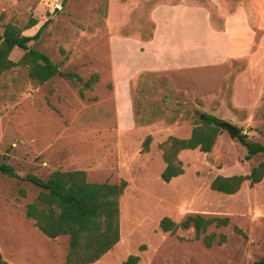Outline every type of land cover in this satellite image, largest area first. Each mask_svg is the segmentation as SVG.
<instances>
[{
    "label": "rangeland",
    "instance_id": "1",
    "mask_svg": "<svg viewBox=\"0 0 264 264\" xmlns=\"http://www.w3.org/2000/svg\"><path fill=\"white\" fill-rule=\"evenodd\" d=\"M0 0V34L10 22L37 39L28 45L83 79H30L26 65L0 74V162L19 176L85 170L88 181H126L119 240L90 264H251L264 254V176L234 194L211 190L216 175L246 174L247 158L222 128L209 152H179L183 173L164 182L159 144L185 138L202 113L264 144V0ZM29 20L35 24L25 28ZM156 36V38H154ZM151 45L147 48V43ZM24 50L15 47L17 61ZM152 63V64H150ZM138 72L129 85L124 67ZM146 67V68H145ZM150 135L148 150L142 142ZM21 190L25 191L22 195ZM38 188L0 172V253L6 264H64L68 236L49 238L25 215ZM228 216L209 226L207 247L193 229L163 232L158 222L186 215ZM234 226L240 228L237 232ZM219 233L226 241L216 244ZM142 246V247H141Z\"/></svg>",
    "mask_w": 264,
    "mask_h": 264
},
{
    "label": "trees",
    "instance_id": "2",
    "mask_svg": "<svg viewBox=\"0 0 264 264\" xmlns=\"http://www.w3.org/2000/svg\"><path fill=\"white\" fill-rule=\"evenodd\" d=\"M65 0L62 1V4ZM35 24L29 20L25 28ZM45 23L33 35L22 33V29L7 22L0 34V74L17 65H26L30 79L37 83H44L55 75L80 83L79 93L90 89L97 81V74L93 73L83 79L71 70L61 71L42 51L28 45L30 40L37 39ZM24 50L19 60H12L9 55L15 48ZM221 119L213 114L202 113L191 129L190 135L185 138L169 135L159 147L164 168L160 178L169 182L172 178L183 173L182 162L178 154L182 150L198 148L202 152H209L222 129ZM240 143L246 148V157L264 153V144L250 140L244 134L237 136ZM150 135H146L142 142V150L147 151ZM0 172L4 175L26 180L39 190L35 198L25 204V215L33 220L37 229L49 238L59 235L68 236V246L64 264H90L97 261L119 240V198L126 186L125 180L118 183L107 181H88L85 170L55 169L45 177L35 174L19 176L14 167L7 162H0ZM264 176V159L253 166L246 174H232L228 176L216 175L209 183L211 190L224 194H234L244 181L250 186L260 182ZM22 195L25 194L21 190ZM229 223L228 216H204L198 213L186 215L181 221L175 222L163 216L158 227L163 232L175 233L178 229H193V238H202L209 247L213 244L215 234L207 233L209 226L221 227ZM234 229L242 233L240 228ZM226 241L224 233H219L216 244ZM142 247V246H141ZM139 255L129 254L118 264H137ZM0 264H6L0 253ZM251 264H264V254Z\"/></svg>",
    "mask_w": 264,
    "mask_h": 264
},
{
    "label": "crops",
    "instance_id": "3",
    "mask_svg": "<svg viewBox=\"0 0 264 264\" xmlns=\"http://www.w3.org/2000/svg\"><path fill=\"white\" fill-rule=\"evenodd\" d=\"M156 38V36L154 37ZM151 41H149L146 45H147V48L150 47V44ZM152 64V63H150ZM124 67V73H125V82L127 83V85H129L130 83V80H132L134 78V76L138 73V72H141L143 69H139V70H134V71H131L129 68H127L126 66H123ZM146 68V67H145Z\"/></svg>",
    "mask_w": 264,
    "mask_h": 264
},
{
    "label": "water",
    "instance_id": "4",
    "mask_svg": "<svg viewBox=\"0 0 264 264\" xmlns=\"http://www.w3.org/2000/svg\"><path fill=\"white\" fill-rule=\"evenodd\" d=\"M222 128L226 129L230 136L233 138L238 135L240 129L228 122H221Z\"/></svg>",
    "mask_w": 264,
    "mask_h": 264
}]
</instances>
